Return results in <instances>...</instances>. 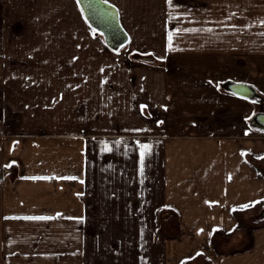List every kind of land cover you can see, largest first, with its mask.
I'll return each mask as SVG.
<instances>
[{
  "label": "crops",
  "instance_id": "obj_1",
  "mask_svg": "<svg viewBox=\"0 0 264 264\" xmlns=\"http://www.w3.org/2000/svg\"><path fill=\"white\" fill-rule=\"evenodd\" d=\"M25 1L34 2L0 0V20L7 25ZM249 1L191 16L185 0L172 9L167 0H107L127 42L109 49L125 57L118 69L96 75L81 97L96 123L67 127L61 140L0 144V156L16 154L14 171L0 157V264H264V135L249 134L250 98L229 89L264 97V71L256 86L246 80L250 50L264 69V10L250 15ZM89 35L66 28L69 50L88 51ZM140 51L172 69L155 74L133 62L132 71L127 56ZM216 63L227 75L201 72ZM33 216L54 219H23Z\"/></svg>",
  "mask_w": 264,
  "mask_h": 264
},
{
  "label": "rangeland",
  "instance_id": "obj_2",
  "mask_svg": "<svg viewBox=\"0 0 264 264\" xmlns=\"http://www.w3.org/2000/svg\"><path fill=\"white\" fill-rule=\"evenodd\" d=\"M38 1L34 0L33 5L26 4L27 1L19 4V7H25L17 9L16 14L10 10L7 25L4 24V19L0 20V30L6 33L4 39L7 40L8 47L0 54V144L6 142L3 145L6 147L12 143L13 150L19 143L64 139L67 127L75 130L87 124L82 120L92 119L96 123L97 116L89 115L87 109L82 108L81 97L97 86V76L101 80L102 76L111 74L117 65L116 61L125 59L123 53L112 56L113 53L104 42L100 43L93 37L94 31L88 27L76 1L72 4L68 0H41V4ZM210 5L213 10H221L222 14L226 8L225 0H185V10L191 16L192 13L197 15V12L207 11ZM249 7L250 15L255 14L259 8L264 10L261 0H250ZM197 19L195 17L192 21L197 22ZM255 21L256 18L250 17L249 23ZM70 27L87 28L90 34L88 51L69 50L65 32ZM221 39L224 36H220L218 40ZM219 46L223 48V44L218 42ZM248 54L249 78L246 80L250 85L256 86L257 72L264 69L256 67L257 62L252 60V55L255 54L253 50ZM127 57L132 61L129 64L132 71L136 69L133 62L137 65H151L147 67L155 74H165L167 69H172L161 66L157 59L159 56H146L143 51ZM83 58H88L89 62L86 60L82 64L80 60H85ZM201 70L203 73L208 70L210 75L215 73L219 78L227 75L225 68L217 63L216 67ZM249 102V134L254 137L257 134L264 135V124L259 123L261 116H264V97L253 91ZM15 156L14 151L0 156L5 158L4 162L7 161L4 164L11 165L9 169L12 171L15 169L12 164H15ZM176 229V226L169 227V235H174Z\"/></svg>",
  "mask_w": 264,
  "mask_h": 264
},
{
  "label": "water",
  "instance_id": "obj_3",
  "mask_svg": "<svg viewBox=\"0 0 264 264\" xmlns=\"http://www.w3.org/2000/svg\"><path fill=\"white\" fill-rule=\"evenodd\" d=\"M78 1V0H77ZM87 23L102 34L106 46L112 51L120 50L127 42V36L120 27L115 9L101 0H79ZM229 89L236 95L250 98L253 90L246 85L235 84ZM259 123L264 124V116Z\"/></svg>",
  "mask_w": 264,
  "mask_h": 264
},
{
  "label": "snow or ice",
  "instance_id": "obj_4",
  "mask_svg": "<svg viewBox=\"0 0 264 264\" xmlns=\"http://www.w3.org/2000/svg\"><path fill=\"white\" fill-rule=\"evenodd\" d=\"M104 2L106 3L107 0H104ZM78 3H79V0H78ZM167 3L169 5V8L172 9L173 8V0H167ZM176 17L173 16L171 13H170V19H175ZM177 32L179 31H197L196 29H177L176 30ZM210 31V29H209ZM262 35H264V33H262ZM172 39H173V32H169L168 34V40H169V45H168V48L169 50H173L172 49ZM148 55H153L151 53H148ZM211 83V82H210ZM143 105L141 106V108L143 109ZM142 148L144 149L142 152H141V160L143 161V158L146 154V152L148 151V148L149 146L148 145H143ZM105 150H108L107 148H105ZM11 165H7V167H10ZM33 179H51L49 177H33ZM62 179H75V177H62ZM81 183H83V181H81ZM255 203H259V201L255 202ZM249 205H244L243 207H248ZM57 215H60L59 213ZM23 219H28V220H47V219H54V217H38V216H33V217H23Z\"/></svg>",
  "mask_w": 264,
  "mask_h": 264
}]
</instances>
